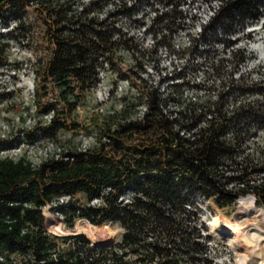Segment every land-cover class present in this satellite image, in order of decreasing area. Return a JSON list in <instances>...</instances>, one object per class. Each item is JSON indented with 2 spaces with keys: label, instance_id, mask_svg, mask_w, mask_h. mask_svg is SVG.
Masks as SVG:
<instances>
[{
  "label": "trees",
  "instance_id": "trees-1",
  "mask_svg": "<svg viewBox=\"0 0 264 264\" xmlns=\"http://www.w3.org/2000/svg\"><path fill=\"white\" fill-rule=\"evenodd\" d=\"M108 1L89 0L83 10L75 11L76 0H0L3 23L9 24L11 18L21 22L7 30L0 27V65L9 64L10 41L26 35L31 3L43 16L45 37L52 46V54L41 65L34 99L36 114L54 110V116L47 123L40 118L14 141L57 140L61 129L81 125L74 112L78 104H86L98 82V57L107 50L115 56L121 43L113 39L117 20H98L90 14ZM124 10L129 13L132 7L112 14ZM260 14L264 0H229L210 27ZM222 66L223 60L213 62L217 72ZM228 85L218 101L187 103L173 119L166 116L164 100L155 89L148 90L150 110L141 120L133 114L142 96L123 95L105 112L94 110L83 125L86 133H97V142L86 150L77 142L60 140L66 146L65 157L39 166L23 156L0 157V264H135L132 257L146 264H212L206 243L212 233L200 216V201L213 199L226 206L253 192L257 203L264 205V143L260 134L251 135L264 127V81ZM51 88H56L55 102L46 98ZM174 89L180 92L178 84ZM236 89L259 95L232 111L225 109ZM118 102L122 106L117 109ZM207 111L213 116L193 131V137L181 133L182 128L192 130ZM231 129L234 133L227 136ZM13 140L0 139V144L9 147ZM79 192L85 196L84 204L75 198ZM62 194L71 195L58 204L70 227L76 217L98 224L118 222L124 228L122 239L94 246L82 232L51 234L43 208ZM95 197L101 201L93 204ZM53 227L64 230L61 225Z\"/></svg>",
  "mask_w": 264,
  "mask_h": 264
},
{
  "label": "built area",
  "instance_id": "built-area-1",
  "mask_svg": "<svg viewBox=\"0 0 264 264\" xmlns=\"http://www.w3.org/2000/svg\"><path fill=\"white\" fill-rule=\"evenodd\" d=\"M88 1L76 0L72 6L75 11H81ZM228 1L110 0L104 4L103 9L91 11L90 14L98 20H117L113 39L121 42L115 56H110V51L107 50L101 52L98 57V82L92 91L97 105L93 110L105 112L116 98L135 93L142 96V99L134 106L133 118L144 119L150 110L148 90L155 89L164 100L162 108L166 116L173 119L180 116V109L185 108L187 103L208 99L218 101L221 91L230 87L228 84L238 86L240 83L249 86L255 82H263L264 62L257 56L259 50L253 46V42L258 41L264 50V14L256 18L235 20L236 22L231 24L225 21L210 27ZM35 5L37 4L31 3L30 6ZM125 6L132 7V11L128 13L124 10L112 14ZM8 23L5 25L0 18L2 30L16 27L21 22L11 18ZM23 37L24 34L16 40ZM8 60L10 65V53ZM222 60V71H215L213 62L221 64ZM122 72L125 75H122ZM33 82L34 79L31 81L32 98L36 95V85ZM177 84L180 92L176 94L174 85ZM18 87L20 86L14 85L13 89ZM25 87L28 89V83ZM11 88L6 92L11 93ZM258 95L252 92L241 93L236 89L230 94L225 109L232 111L243 100L253 99ZM121 106L122 102L116 104L117 109ZM35 108L37 110L36 106ZM84 109L83 104L76 107L78 112ZM197 109L203 110L202 107ZM53 116L54 110H48L38 118L35 117L32 122L28 117L25 126L18 128L17 134H24L25 130L30 129L40 118L47 123ZM211 116L213 113L207 111L205 119L199 121L192 130L182 128L181 133L192 136L193 131L207 125L206 119ZM18 120L19 116L16 117V121ZM0 125L3 130L2 139L13 140L14 136L9 138L6 134L10 132L9 125L1 119ZM176 128H180V125H176ZM233 133L234 129H231L226 135L231 136ZM254 134H264V127L257 128L251 135ZM96 142V132L81 133L77 141L80 150H86ZM60 143L52 138H41L32 142L27 139L19 142L13 140L9 147L0 144V157L23 156L30 160L32 165L39 166L50 158L65 157L66 146ZM59 198L67 202L71 195L58 196L55 200L61 203ZM55 200L52 202L55 203ZM100 201L101 198L95 197L91 203ZM50 204L51 202L48 203L49 206ZM43 211L45 220L48 219V212L51 216L64 220L61 209L52 212L46 207Z\"/></svg>",
  "mask_w": 264,
  "mask_h": 264
},
{
  "label": "rangeland",
  "instance_id": "rangeland-1",
  "mask_svg": "<svg viewBox=\"0 0 264 264\" xmlns=\"http://www.w3.org/2000/svg\"><path fill=\"white\" fill-rule=\"evenodd\" d=\"M27 10L28 14L25 19L27 24L25 27L27 28L26 35L21 40H16L15 38L10 41V46L7 50V53H10L11 56L10 65H8V67L0 65V93H7L6 91L8 88L12 87V92L7 94V96H0V119L4 120L10 127V132L6 133L9 138L11 136H16L19 130L18 128L25 126V121H27L26 119L28 117H30V122H32L35 117H39V115L36 114V101L32 98L31 81L34 79L33 83H35V85L39 83L41 65L52 54V47L47 37H45L46 23L44 22L43 16L33 6L28 5ZM253 46L260 51H257V56L264 62V50L260 47L258 41H254ZM27 83L28 89L25 87ZM14 85L20 87L13 89ZM87 97L88 99L84 105L85 109L80 112H74L75 120L79 121L81 125H79L77 129H61L56 136L58 142L61 140L62 142L73 144L79 140L81 133H86L87 128L83 125L92 116L94 111L93 108L97 105V101L92 92H90ZM46 98L55 102L57 99L56 88H51ZM128 105L129 107L131 106L130 110H132V105L129 103ZM61 106L62 105L58 103V107ZM17 116H19L18 121H16ZM2 133L3 130L0 125V139L3 138ZM258 138L264 143V134H260ZM243 195L253 196L257 206L264 209V205H259L257 203L256 196L253 192ZM75 198L81 204L86 202L85 196L81 192L77 193ZM59 200H61V198H59ZM57 201L58 200H55V203L51 202V206H49L48 203L45 204L43 210L49 207L50 211H56L60 203ZM238 201L235 204L226 206H219L213 199H210L208 202L200 201L202 206L200 216L208 225V231L212 233L211 239H208L206 242L209 247V253L213 258L212 264H240L239 252L229 241V235L226 236L210 230L209 226L214 215L225 221L235 220L234 214L238 207ZM62 203L65 204L66 200H63ZM75 219L74 227H70L65 220L49 215L48 221L45 220V227L54 235L82 232L90 238L91 244L94 246L110 245L120 241L123 237L124 228L118 222L105 221L104 223L98 224L84 217H76ZM55 225L63 226L64 230L54 229L53 226ZM131 259L135 264H146L143 261H137L136 257H132Z\"/></svg>",
  "mask_w": 264,
  "mask_h": 264
},
{
  "label": "bare ground",
  "instance_id": "bare-ground-1",
  "mask_svg": "<svg viewBox=\"0 0 264 264\" xmlns=\"http://www.w3.org/2000/svg\"><path fill=\"white\" fill-rule=\"evenodd\" d=\"M238 200L235 220L225 221L214 215L210 230L229 235V241L239 252L240 264H264V209L257 206L251 195H241Z\"/></svg>",
  "mask_w": 264,
  "mask_h": 264
}]
</instances>
